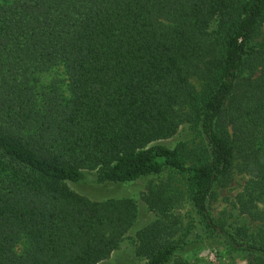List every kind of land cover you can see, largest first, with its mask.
<instances>
[{
    "label": "trees",
    "instance_id": "obj_1",
    "mask_svg": "<svg viewBox=\"0 0 264 264\" xmlns=\"http://www.w3.org/2000/svg\"><path fill=\"white\" fill-rule=\"evenodd\" d=\"M263 24L264 0H0V264L99 263L137 203L70 184L165 171L183 188L146 185L143 261L115 264H194L222 244L264 264ZM236 173L218 222L211 200Z\"/></svg>",
    "mask_w": 264,
    "mask_h": 264
},
{
    "label": "rangeland",
    "instance_id": "obj_2",
    "mask_svg": "<svg viewBox=\"0 0 264 264\" xmlns=\"http://www.w3.org/2000/svg\"><path fill=\"white\" fill-rule=\"evenodd\" d=\"M263 38L264 24L259 30L255 41H259ZM195 83L199 84L197 81ZM178 140L179 136L176 135L169 139L162 140V142L173 147ZM187 148L191 154H195L201 150L200 143L197 139L193 143H190ZM160 180H163V182L170 184L171 186L183 188V181L181 178L174 172L168 171H165L160 176L147 177L133 182H124L118 186L93 184L92 180L83 181L77 184H70L74 190L92 199L98 200L110 196L129 197L134 199L137 203L138 218L135 225L126 234L119 247L115 249L107 258L97 264H115L120 262L143 261L135 255L133 236L138 228L142 227L144 224L153 219V214L147 210V206L142 201L140 196L150 181L153 184H156L159 183ZM242 182V175L236 173L235 179L229 185V187L219 189L211 200L212 214L214 219L218 222L227 223L230 220L232 212L231 201L239 190ZM177 209L182 216V222L184 223V226H186L187 222H193V225L199 228L195 215L192 213L186 203L178 206ZM185 256L189 258L194 264H252L251 259L247 254L232 250L229 248V246L224 244L215 246L213 248H200L193 250Z\"/></svg>",
    "mask_w": 264,
    "mask_h": 264
}]
</instances>
